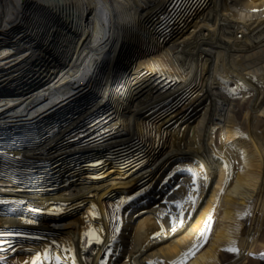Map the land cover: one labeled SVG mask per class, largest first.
I'll return each instance as SVG.
<instances>
[{
  "label": "bare ground",
  "instance_id": "1",
  "mask_svg": "<svg viewBox=\"0 0 264 264\" xmlns=\"http://www.w3.org/2000/svg\"><path fill=\"white\" fill-rule=\"evenodd\" d=\"M0 201V258L19 264H99L109 245L108 264H248L264 249V0H0Z\"/></svg>",
  "mask_w": 264,
  "mask_h": 264
},
{
  "label": "rangeland",
  "instance_id": "2",
  "mask_svg": "<svg viewBox=\"0 0 264 264\" xmlns=\"http://www.w3.org/2000/svg\"><path fill=\"white\" fill-rule=\"evenodd\" d=\"M234 12L236 11L234 10ZM184 23L186 22H182V20L180 21L177 20L176 22L166 21L160 26L159 34L162 35L163 33H167V34L170 33V35L174 36L181 30L186 29V27L184 26L185 25ZM238 35H239V38L241 39V33H239ZM142 52L144 53V51ZM222 90L224 91V94L226 96L233 99L232 100L233 104L242 108L240 111V120H242L243 115L245 114L244 112H246L247 100L245 101V99L241 98V93L235 83L229 82L228 86ZM219 135H220L219 129H216V143L215 144H219L220 142ZM125 196L126 195H123L121 197L122 200H120L119 204L114 203L112 201H108V206L110 208V217L113 222L112 229L115 234H118L119 230L124 225V222H123L124 207L127 201H129L127 198H125ZM121 201H125V203H121ZM80 215H83V213H81ZM84 227H85L84 228L85 238H84L83 253H84L85 258L87 259V262H90L92 258L94 257V254L99 246V242L92 241L90 239V236H89L90 223L87 222ZM14 239H16V237H14ZM112 249H113V245H109L106 248L103 255L101 256L99 264H108ZM236 256H237V251H228V249H225L223 260L225 261V263H230L236 258ZM0 264H19V263L15 260L0 258ZM61 264H68V263L62 262ZM248 264H264V249L263 250L261 249L260 251L251 254Z\"/></svg>",
  "mask_w": 264,
  "mask_h": 264
},
{
  "label": "snow or ice",
  "instance_id": "3",
  "mask_svg": "<svg viewBox=\"0 0 264 264\" xmlns=\"http://www.w3.org/2000/svg\"><path fill=\"white\" fill-rule=\"evenodd\" d=\"M198 191V189H197ZM189 200H192L193 204H195V200L192 198L191 195H189L188 197ZM4 203V201H0V204ZM121 203H125V201H121ZM180 202H177V205L179 206ZM211 221H212V217L209 216L208 217V220L206 221L205 223V227L204 229L202 230V232L200 233V236H201V240L200 242L194 244L191 248H189L184 254V258H188V257H194L196 252L204 246L205 243H207V239H208V233L211 231ZM183 220L181 219L179 221V224L180 226L182 227L183 226ZM177 228H176V223L174 221L173 223V226L171 228V231L174 233L176 232ZM87 235V234H86ZM161 235V233H156L154 238H158L159 236ZM228 251H236V249H228ZM151 264V262H150ZM179 264H182V261L179 262Z\"/></svg>",
  "mask_w": 264,
  "mask_h": 264
}]
</instances>
